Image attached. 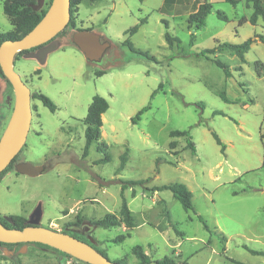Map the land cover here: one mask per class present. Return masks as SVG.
<instances>
[{"label": "rangeland", "instance_id": "obj_1", "mask_svg": "<svg viewBox=\"0 0 264 264\" xmlns=\"http://www.w3.org/2000/svg\"><path fill=\"white\" fill-rule=\"evenodd\" d=\"M10 1L0 0V35L14 32L19 22L3 14ZM50 2L43 0L39 11L48 10ZM206 2L211 13L190 43L194 24L187 20ZM251 13L244 0L235 7L223 0H83L73 9L74 29L66 28L53 41L58 48L44 62L16 53L15 72L31 95L47 96L56 111L31 99L29 133L18 159L46 169L37 177L7 173L2 178L0 217L21 216L28 224L34 218V225L72 230L113 262L138 264L132 250L140 246L151 261L170 257L176 264H264V74L259 77L254 68L255 62L264 65V44L257 40L264 37V24L241 23ZM142 19L146 22L134 34L125 33ZM88 29L108 43L96 62L87 61L71 43L74 31ZM166 32L180 44L168 47ZM249 38L256 40L243 63L229 50L215 53L230 68L229 78L211 61L195 57L217 44ZM127 41L155 61L132 53ZM238 67L241 71H234ZM95 95L109 108L102 115L100 141L83 158V119ZM197 103H203L202 110ZM13 105V89L0 75V137ZM145 106L150 108L132 123ZM174 130L189 132L194 155L185 137L168 136ZM100 143L107 145L104 152L97 151ZM125 150L127 162L118 171ZM104 156L108 162H100ZM127 181L143 182L126 186L123 194L136 226L94 227L92 222L107 214L119 219L120 192ZM175 182L190 191L192 211L185 212L170 191H154ZM124 234L129 237L114 242ZM244 245L263 255L249 253ZM0 264L86 263L28 243L0 245Z\"/></svg>", "mask_w": 264, "mask_h": 264}, {"label": "trees", "instance_id": "obj_2", "mask_svg": "<svg viewBox=\"0 0 264 264\" xmlns=\"http://www.w3.org/2000/svg\"><path fill=\"white\" fill-rule=\"evenodd\" d=\"M37 0H11L8 4H6L3 8V14L9 18H18L19 22L18 24H15V31L14 32H9V33H4L0 35V44L3 41L6 40H17L20 39L21 37H23L24 35H26L27 33H29L38 23L39 21L42 19V17L44 16V14L46 13L47 10L45 11H33L31 6L35 5ZM70 1V21L68 23V25L66 26V28H71L74 29L75 27V22H74V18L72 16L73 14V9L77 8L81 1L83 0H69ZM89 2H95L97 0H87ZM140 2L144 1V0H139ZM225 3L230 4L231 6L235 7L237 6L238 3H240L242 0H223ZM245 3L247 4V6H250L252 9V13L250 15V17L246 20V21H241V23H245L248 22L250 25L254 26L257 24L258 20H260L263 24H264V0H244ZM51 3V2H50ZM212 10V5L210 3H202L198 6L196 12L189 16L187 23L188 24H194V28L193 31L190 33V43H192L195 39V34L194 32L201 29L204 26V19L206 18V16L208 14L211 13ZM216 15L219 19L221 20H226L225 16L223 15V13L221 12H216ZM146 22L145 19H142L137 25L133 26L132 28H130L129 30H127L125 33L132 35L134 34L138 27L141 24H144ZM65 28V29H66ZM165 28H167V23H165ZM64 29V30H65ZM60 32L55 38H57L58 36H60L63 32ZM89 30V29H88ZM164 39L168 45V47H172V45L174 43H176V46L180 44V41L178 38L176 37H172L170 36L167 32L164 34ZM256 40L255 39H247L245 41H243L242 43L239 44H230V43H221V44H217L216 47L212 48V49H206L203 50L197 54H195L196 58H204L206 60L211 61L217 68L221 69L224 73V75L229 78L232 76L230 68L224 64L223 62H221L220 60L216 59L214 57L216 52H220V51H225V50H229L231 51L242 63L245 62V54L250 50V47L252 45V43H254ZM257 40L261 43L264 44V37L262 36H258ZM71 43L73 44L72 40ZM126 46L128 47V49L132 52V53H137L140 54L142 56H144L145 58H147L148 60L151 61H155V59L148 55L145 52H140L139 50L135 49L133 47V45L127 41L126 42ZM33 49H31L32 51ZM30 51V50H29ZM27 50L25 51H21L18 52L17 56H23L24 54H26L27 52H29ZM17 56L15 57L14 61L18 60ZM212 56V57H211ZM254 68L255 71L257 73V75L260 77L261 75L264 74V65L261 64L260 62H255L254 63ZM234 71H241L240 67H238L237 69H234ZM40 71L37 70L34 72V75H39ZM0 75L4 78L1 70H0ZM8 82V81H7ZM25 83H27L24 80ZM9 83V82H8ZM156 93V91H154L151 95V98L153 97V95ZM31 99H35V100H39L41 102V104L46 107L51 113H54L56 111V106L55 104L45 95H43L40 92H33L31 95ZM225 100V98L223 99ZM201 110L203 109V103H197L196 104ZM109 108V104L108 102L101 96L99 95H95L92 97L91 102L87 108L86 111V115L85 118L83 119L84 125H85V129H84V148H83V152H82V157L85 158L88 155V150L91 146V144L93 143H97L100 141L101 138V128L103 125V121H102V115L104 113H106V111ZM150 107L149 106H145L143 107L137 114L136 116L132 119V123H135L136 121L140 120V116L146 112ZM214 115H218L220 114L219 112H214ZM213 139L215 140L216 144L221 146V152L224 151V147L222 146L220 139L218 138V136L215 133H211ZM168 136L170 138H179V137H185L186 138V144L191 152L192 155L195 154V146L194 144L190 141L191 138L189 136V132L188 131H178V130H174V131H170ZM264 138V135H263ZM100 146L97 148L98 152H104L107 149V145L104 143H100ZM175 145V142H170L169 143V147L172 148ZM22 150V149H21ZM20 152L13 158V160L11 161V163L6 167V169H4L1 173H0V181L2 180V178L10 172H15L14 170V165L16 163L21 162V160L18 159ZM127 153L128 150H125V152L122 154L121 158H120V165L118 168V171H121L124 167L125 164L127 162ZM109 161V157L108 156H104V158H102L100 160V162H108ZM159 164V161L156 163V165ZM262 166L264 167V159L262 161ZM44 168V172H45ZM124 185L121 188V192H120V198H121V202H120V207H119V219H117V217H115L114 215L111 214H107L105 215L103 218L92 222V225L94 227H98V228H102V229H110V228H114L117 227L120 223H122L124 225L125 228L127 229H132L134 228L135 225V219L132 216L126 200L124 198V190L126 188V186H137V185H142L143 182L142 181H127L125 183H123ZM162 190H168L171 192L172 196L180 203L182 209L185 212H190L193 210L192 208V203H191V193L190 191L187 189V187L180 182H175L172 183L170 185H165V186H161V187H156L154 189V191H162ZM263 213H264V207H263ZM168 221V226L171 228H174L173 225L170 222V218L167 215L166 216ZM198 221L200 223H202L203 227L210 232V230L208 229L207 225L205 224V222L200 218L197 217ZM0 222L8 229H14V230H21L24 227L30 226L31 224H28L26 219L24 217L21 216H9L8 220L3 219L0 217ZM63 233L69 234L81 241L82 238L77 236L76 234H73L72 230L69 229H64L62 231ZM177 232V231H176ZM178 235H180V233L177 232ZM129 237V234H124V235H120L118 236L116 239H114V242L116 243H120L122 242L125 238ZM222 239H224L225 237H222ZM35 245H40V246H46V245H42V244H38V243H32ZM0 245H4V246H16V245H24V244H2L0 243ZM243 248L245 250H247L249 253L251 254H255V255H263L262 252L259 251H255L252 249H249L248 247H246L245 245L243 246ZM97 250V249H96ZM100 254H102L103 256L107 257L105 255V253H103L102 251L97 250ZM133 254H135L138 259L139 262L138 264H150V263H155V264H176V262L170 258V257H164L161 260H155V261H151L147 255H145L142 252V249L140 246H136L135 248H133L132 250ZM232 263L234 264H242L240 262H236L234 260H230ZM115 262L120 263V264H125L124 260H116ZM182 264H186V263H182Z\"/></svg>", "mask_w": 264, "mask_h": 264}, {"label": "water", "instance_id": "obj_3", "mask_svg": "<svg viewBox=\"0 0 264 264\" xmlns=\"http://www.w3.org/2000/svg\"><path fill=\"white\" fill-rule=\"evenodd\" d=\"M43 0H37L31 8L39 11ZM59 11L56 16V12ZM70 21V1L51 0L48 10L39 23L26 35L17 40H6L0 44V70L9 82L14 93V105L11 116L0 137V173L6 169L13 158L24 147L31 122V92L26 83L14 70L15 55L21 51H29L47 43L62 32ZM71 40L84 58L89 62L99 61L108 47L100 36L90 30H76ZM51 44L37 52H27L24 56L36 58L44 62L46 55L57 49ZM15 173L28 177H37L44 172L42 165L30 162H19L14 165ZM36 219L32 218L34 223ZM30 223L21 230L6 228L0 222V243L28 244L38 243L54 248L86 264H120L110 261L88 243L69 234L54 231Z\"/></svg>", "mask_w": 264, "mask_h": 264}, {"label": "flooded vegetation", "instance_id": "obj_4", "mask_svg": "<svg viewBox=\"0 0 264 264\" xmlns=\"http://www.w3.org/2000/svg\"><path fill=\"white\" fill-rule=\"evenodd\" d=\"M56 38H53L52 40L48 41L47 43L43 44V45H40L36 48H33L34 51H39L43 48H45L46 46L50 45V44H55L53 41L55 40Z\"/></svg>", "mask_w": 264, "mask_h": 264}, {"label": "crops", "instance_id": "obj_5", "mask_svg": "<svg viewBox=\"0 0 264 264\" xmlns=\"http://www.w3.org/2000/svg\"><path fill=\"white\" fill-rule=\"evenodd\" d=\"M259 21V20H258ZM246 23V22H245ZM248 23V22H247ZM244 58H245V56H244ZM17 61V60H16ZM15 62V61H14ZM10 173H15V172H10Z\"/></svg>", "mask_w": 264, "mask_h": 264}, {"label": "bare ground", "instance_id": "obj_6", "mask_svg": "<svg viewBox=\"0 0 264 264\" xmlns=\"http://www.w3.org/2000/svg\"><path fill=\"white\" fill-rule=\"evenodd\" d=\"M58 13H59V11H57L55 15L57 16V15H58Z\"/></svg>", "mask_w": 264, "mask_h": 264}]
</instances>
